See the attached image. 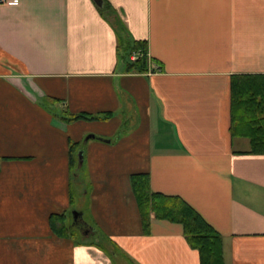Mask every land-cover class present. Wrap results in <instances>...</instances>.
I'll use <instances>...</instances> for the list:
<instances>
[{"label":"crops","instance_id":"1","mask_svg":"<svg viewBox=\"0 0 264 264\" xmlns=\"http://www.w3.org/2000/svg\"><path fill=\"white\" fill-rule=\"evenodd\" d=\"M104 1L158 71H125ZM234 74H264V0L0 3V264H112L88 224L52 232L76 193L137 264H200L181 224L142 232L135 172L221 235L225 264H264V154L230 134Z\"/></svg>","mask_w":264,"mask_h":264},{"label":"trees","instance_id":"2","mask_svg":"<svg viewBox=\"0 0 264 264\" xmlns=\"http://www.w3.org/2000/svg\"><path fill=\"white\" fill-rule=\"evenodd\" d=\"M100 12L111 23L117 38V57L128 73H147L149 64L155 63L148 55L145 40L131 39L111 6L104 1ZM155 69L152 70L154 72ZM109 114L93 115L64 112L62 120L102 119ZM230 134L232 137L248 139V153L264 154V74H234L230 79ZM70 147V160H74ZM130 186L134 195L142 232H149L152 218L179 223L188 245L197 250L200 264H225L221 235L212 228L197 211L182 198L152 191L147 172L131 173ZM49 225L59 237L74 238L75 225L69 222V215L51 214ZM78 236V235H77ZM77 242H81L76 239ZM96 246L106 255L112 251L108 243L98 238ZM108 248V249H107ZM110 256V255H109Z\"/></svg>","mask_w":264,"mask_h":264},{"label":"rangeland","instance_id":"3","mask_svg":"<svg viewBox=\"0 0 264 264\" xmlns=\"http://www.w3.org/2000/svg\"><path fill=\"white\" fill-rule=\"evenodd\" d=\"M83 172L80 171L79 173V177H83ZM75 201L70 209V217H69V222H71V224H74V219H73V212H78V213H83V217L81 218L80 221V225L83 224H88L91 228H93V231L96 232L97 236L99 239H101V241H103V243H108L109 248H112L117 254L115 256H113V252L110 251L108 252L107 255L112 264H137L125 251H123L116 243L115 241L112 239V237H110L108 234H106L99 226L97 223H95V221H93L90 209H89V205L86 202H83V199H81V197H79V195L76 193L75 197H74ZM82 224V225H83ZM78 233V232H77ZM81 233V232H79ZM78 233V238L80 236V234ZM108 249V248H107Z\"/></svg>","mask_w":264,"mask_h":264},{"label":"water","instance_id":"4","mask_svg":"<svg viewBox=\"0 0 264 264\" xmlns=\"http://www.w3.org/2000/svg\"><path fill=\"white\" fill-rule=\"evenodd\" d=\"M98 5H100V3H101V0H94ZM91 137H94V135H90ZM89 137V136H88ZM88 137H86V139H88ZM106 141H108V140H106ZM83 151L82 150H80L79 152H78V161H79V163L82 161V157H83ZM80 215V213H78V212H73V219L75 220L78 216Z\"/></svg>","mask_w":264,"mask_h":264},{"label":"built area","instance_id":"5","mask_svg":"<svg viewBox=\"0 0 264 264\" xmlns=\"http://www.w3.org/2000/svg\"><path fill=\"white\" fill-rule=\"evenodd\" d=\"M4 1L5 0H0V3H3ZM153 69H155V71H158V68L156 67L155 63H150L148 72H152Z\"/></svg>","mask_w":264,"mask_h":264},{"label":"flooded vegetation","instance_id":"6","mask_svg":"<svg viewBox=\"0 0 264 264\" xmlns=\"http://www.w3.org/2000/svg\"><path fill=\"white\" fill-rule=\"evenodd\" d=\"M80 221L79 218L77 217L75 220H74V225L78 228H82V226L80 225Z\"/></svg>","mask_w":264,"mask_h":264}]
</instances>
